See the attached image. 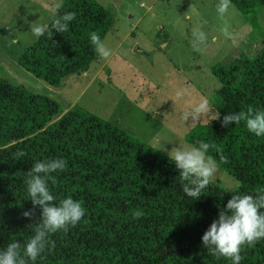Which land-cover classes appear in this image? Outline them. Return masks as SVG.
<instances>
[{
  "label": "trees",
  "instance_id": "1",
  "mask_svg": "<svg viewBox=\"0 0 264 264\" xmlns=\"http://www.w3.org/2000/svg\"><path fill=\"white\" fill-rule=\"evenodd\" d=\"M63 3L61 15L76 14L68 30L53 33L51 39L47 33L39 37L18 60L25 71L54 89L67 76L88 71L96 56L90 33L103 39L113 22L110 11L95 0ZM231 4L256 28L264 0ZM212 71L220 88L210 103L219 119L196 125L185 140L190 146L199 141L215 144L208 154L220 170L239 183V194L255 196L264 190V137L249 132L244 121L226 127L221 121L229 112L249 106L264 110V48L253 58L242 56ZM18 151L26 155L17 158ZM221 155L227 163L221 162ZM55 158L67 164L48 179L56 202L71 196L81 202L85 215L67 233L50 235L54 246L49 245L35 264H232L210 255L202 237L236 192L225 193L210 184L194 200L183 192L179 169L168 156L80 106L64 111L52 98L2 79L0 250L12 240L23 245L33 235L28 226L42 216L39 206L31 219L22 215L33 208L26 172L37 161ZM241 255V264H264V239Z\"/></svg>",
  "mask_w": 264,
  "mask_h": 264
},
{
  "label": "rangeland",
  "instance_id": "2",
  "mask_svg": "<svg viewBox=\"0 0 264 264\" xmlns=\"http://www.w3.org/2000/svg\"><path fill=\"white\" fill-rule=\"evenodd\" d=\"M113 16L103 38L112 49L106 61L96 53L88 71L67 76L58 89L35 78L18 63L38 38L29 22L52 21L53 0H0V79L12 87L52 98L64 111L80 106L166 155L189 145L185 138L198 124H211V100L220 88L212 69L239 57L253 58L264 48V8L257 26L232 5L221 17L219 0H95ZM207 41L193 49V32ZM16 39L17 43L11 44ZM178 89L186 90L178 98ZM207 100L212 113L186 121L192 105ZM190 146V145H189ZM211 184L235 193L239 183L218 171Z\"/></svg>",
  "mask_w": 264,
  "mask_h": 264
},
{
  "label": "clouds",
  "instance_id": "3",
  "mask_svg": "<svg viewBox=\"0 0 264 264\" xmlns=\"http://www.w3.org/2000/svg\"><path fill=\"white\" fill-rule=\"evenodd\" d=\"M232 7L231 0H219L216 5L217 12L221 17L225 16ZM64 8L63 0H53L51 7L52 22L37 23L29 22V30L36 38L44 36L53 38V33H64L69 28V23L75 19V12L65 11L62 15L60 10ZM193 49L200 51V44L207 41V35L202 30L193 32ZM90 42L98 56L102 60H108L113 52L101 36L90 33ZM11 44L17 43L16 39ZM186 90L178 89L176 96L184 98ZM212 113L207 100H200L192 105L190 112H185L183 118L187 121L192 117L193 122H199L201 116ZM211 119H219V114H212ZM245 122L249 132L258 137H264V110H257L249 106L246 111L229 112L221 121L222 126H228L233 122L238 125ZM216 145L199 141L198 146L180 144L173 147L168 153L171 161L179 169V176L183 192L194 200L199 199L203 190L208 187L217 171V160L209 155L210 149ZM26 153L18 151L16 157L25 156ZM221 162L227 163V158L221 155ZM67 168L66 161L62 158L37 161L27 172L25 184L27 192L33 204V208L24 211L22 215L31 219L35 216L37 206L41 209L42 218L29 225L33 235L25 244L12 240L4 250H0V264H35L38 257L45 252L49 245L54 246L50 235L59 231L67 233L69 227H75L85 215V209L81 202L71 196L56 202V197L51 192L48 179L50 174L63 171ZM53 183L55 178L53 177ZM264 190L253 195H241L238 192L232 195L226 207L219 211L218 219L214 220L202 237L203 246L209 254L217 259L221 257L230 260L232 264H241L244 258L241 252L246 247L253 246L256 242L264 239ZM137 217L140 212L135 214Z\"/></svg>",
  "mask_w": 264,
  "mask_h": 264
}]
</instances>
